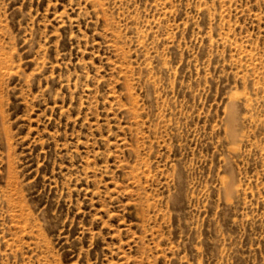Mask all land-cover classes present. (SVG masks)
I'll use <instances>...</instances> for the list:
<instances>
[{
	"label": "rangeland",
	"instance_id": "obj_1",
	"mask_svg": "<svg viewBox=\"0 0 264 264\" xmlns=\"http://www.w3.org/2000/svg\"><path fill=\"white\" fill-rule=\"evenodd\" d=\"M0 264H264V0H0Z\"/></svg>",
	"mask_w": 264,
	"mask_h": 264
}]
</instances>
